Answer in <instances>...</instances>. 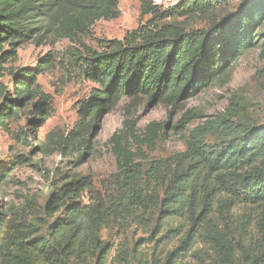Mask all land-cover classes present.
I'll list each match as a JSON object with an SVG mask.
<instances>
[{"label": "trees", "instance_id": "1", "mask_svg": "<svg viewBox=\"0 0 264 264\" xmlns=\"http://www.w3.org/2000/svg\"><path fill=\"white\" fill-rule=\"evenodd\" d=\"M119 1L0 0L3 129L22 118L39 128L52 115V97L38 78L54 67V54L33 68L9 66L17 49L31 40L75 42L97 21L117 17ZM139 1L142 15H154L147 24L98 50L84 44L73 53L75 65L97 87L66 137L48 135L50 142L33 150L88 148L94 123L126 96L179 107L228 78L239 58L257 47L264 25V0H240L239 10L192 29L176 19L209 13L214 0H183L165 11L155 0ZM169 17L174 20L164 22ZM231 113L197 126L186 136L185 150L148 166L142 165L145 147L166 125L149 124L145 139L135 127L115 133L110 143L117 171L109 182L114 193L100 194L83 177L55 188L43 209L46 220L31 222L25 210L0 211V264H191L188 258L198 264H264V125ZM85 194L92 196L89 203L81 200ZM239 207L250 212H236ZM132 227L148 238L121 237ZM115 228L117 243L103 237Z\"/></svg>", "mask_w": 264, "mask_h": 264}, {"label": "rangeland", "instance_id": "2", "mask_svg": "<svg viewBox=\"0 0 264 264\" xmlns=\"http://www.w3.org/2000/svg\"><path fill=\"white\" fill-rule=\"evenodd\" d=\"M182 1L155 0V4L158 10L165 11ZM217 1H213L207 14L193 18L182 16L176 20L187 29L206 27L211 20L240 9V0ZM153 17L152 14L142 15L139 0H120L117 17L97 21L88 33L79 35L75 42L61 38L55 43L48 41L38 45L31 40L17 49V59L12 60L9 66L33 68L48 53L54 54V67L38 78L43 91L52 97V115L39 128L35 124L29 125L26 118L10 122L8 130L0 126V174L8 172L5 180L0 182V211L25 210L31 222L46 220L50 217L43 209L55 188L83 177L91 180L100 194L114 193V185L111 183L109 186V182L113 181L112 175L117 171V161L110 139L115 133L129 131L131 127H135L140 139H145L149 124L166 125L159 129V138L154 145L145 147L147 159L142 161V165L148 166L154 159H167L185 150V138L193 129L226 110H230L231 114H242L254 125H264L263 25L257 47L239 58L228 78L182 100L179 107L174 108L166 102H151L146 96H126L99 122L94 123L95 131L88 133V148L77 150L71 147L66 152L57 150L52 154L33 150L39 142H50L48 135L57 140L66 137L80 119V107L89 101L92 89L97 87L75 65L73 53L77 49L82 50L84 44L98 50L107 40H122L128 32L147 24ZM173 20L169 17L164 22ZM9 167L12 169L7 171ZM91 199L90 194H85L81 200L89 203ZM32 200L36 201L34 211ZM60 211L55 216L61 215ZM235 211L249 213L250 208L239 207ZM117 231V228L104 230L103 237L117 243ZM121 235L136 241L149 236L135 227ZM148 245L152 247L151 243ZM188 259L191 264H198L195 259Z\"/></svg>", "mask_w": 264, "mask_h": 264}]
</instances>
